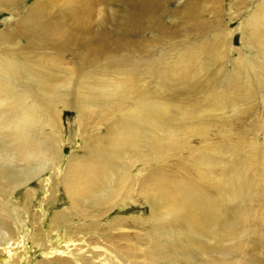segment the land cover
Returning a JSON list of instances; mask_svg holds the SVG:
<instances>
[{
	"label": "bare ground",
	"instance_id": "1",
	"mask_svg": "<svg viewBox=\"0 0 264 264\" xmlns=\"http://www.w3.org/2000/svg\"><path fill=\"white\" fill-rule=\"evenodd\" d=\"M262 9L264 3L258 15L247 19L246 29L252 39L264 36ZM36 36L34 33L32 37ZM96 42L95 54L102 59L67 73L46 63L47 57L38 62L13 54L0 61V198L6 206L0 210V252H9L12 247L24 250L23 257L18 254L20 259L15 263L0 256V264H26L23 260L29 241L42 255H50L47 261L134 264L121 257L109 261L107 254L98 252L106 242L118 243L117 239L127 238L119 234L101 239L109 228L102 229L101 224L118 206L125 207L123 201L132 196L137 182L131 170L136 164L144 172L140 184L150 212L155 211L148 221L152 244L144 253L146 264H245L242 261L251 243L264 242V224L259 222L260 210L256 209L264 206V175L257 176L255 165L250 164L256 159L255 144L243 152L245 143L227 147L228 144L216 146L215 142L212 147L207 142L199 149L190 147L188 163L179 162L184 168L190 165L185 175L178 177L164 169L168 159L182 147L173 140L172 129L199 106L192 100L197 85L190 92L187 88L192 79L208 71L211 58L203 62L195 58V69L191 71L187 61L190 50L176 53L173 64L165 61L162 68H155L172 55L148 60L128 55L116 60L107 58L104 44ZM257 89L260 94L264 92L263 82ZM186 100L193 105L185 111ZM58 107L73 111L80 119L98 110L116 120L106 132L94 137L101 143H88L66 160L62 191L77 218L71 219L66 213L54 216L53 228L43 239L41 220L37 218L40 223L29 228L17 205L10 209L14 206L10 198L17 188L45 172L59 173L65 148L44 139L43 131L47 127L57 132L53 113ZM200 123L196 131L201 132L191 134L205 139L207 132L202 131ZM262 169L264 174V166ZM161 192L173 195L162 212L154 204L155 196ZM74 220L83 224L76 226L72 224ZM57 228L62 232L65 229L68 235L60 240L53 238ZM35 232L37 241L29 238ZM73 232L89 237L87 241L80 237L74 240Z\"/></svg>",
	"mask_w": 264,
	"mask_h": 264
},
{
	"label": "rangeland",
	"instance_id": "2",
	"mask_svg": "<svg viewBox=\"0 0 264 264\" xmlns=\"http://www.w3.org/2000/svg\"><path fill=\"white\" fill-rule=\"evenodd\" d=\"M263 3L264 0H0V61L13 54L38 62L47 57L46 63L57 66L59 72H72L76 67L87 68L102 59L95 54L96 41L104 44L107 58L116 60H123L128 55L141 60L172 55L155 68H162L165 61L173 64L176 53L190 50L192 53L187 56V61L191 71L195 69V58L200 57L203 62L210 57L212 65L208 71L192 79L187 88L190 92L197 85L192 100L199 106L190 110L189 118L172 129L173 140L182 147L168 159L164 169L178 177L185 175L190 165L184 168L179 162L188 163L190 159L186 157L190 147L199 149L207 142L212 147L215 142L216 146L228 144L227 147L245 143L243 152L255 144L256 159L250 164L255 165L257 176L264 175V92L260 94L257 89L261 82L264 86V36L252 39L246 29L247 19L253 14L258 15ZM261 13L264 14V9ZM34 33L36 38L32 37ZM87 58L94 61L88 62ZM183 102L187 103L185 111L193 105L188 100ZM202 115H208V118ZM53 117L57 132H51L47 127L43 131L44 139H51L65 148L59 173L45 172L25 187L17 188L10 198V203H14L10 209L14 210L16 204L22 212L21 219H27L29 228L41 220L43 239L53 228L51 219L54 216L66 213L71 219L77 218L65 202L62 191L61 178L66 170V160L88 143H101L94 141V137L106 132L116 120L98 110L80 119L73 111L61 107L55 110ZM198 121H201L202 131L207 132L205 139L191 134L201 132L196 131ZM131 175L137 182L132 188V196L123 201L125 207L118 206L103 219L102 229L109 226L110 230L108 228L100 236L108 239L122 234L127 238L117 239L118 243L106 242L98 254H107L109 261L121 257L134 264H146L144 253L152 244L148 221L155 211L151 209L150 212L140 184L144 172L138 164L133 165ZM163 192L154 198L159 211L173 197L172 194L163 195ZM5 207L0 198V210ZM256 209L260 210L257 211L259 222L264 224V206ZM24 211L26 215H23ZM72 224L80 226L83 222L74 220ZM64 230L57 228L53 238L66 237L68 234H64ZM78 233L73 232L72 239L80 237L87 241L89 234ZM36 234L29 238L37 241ZM51 243H56L55 239ZM27 245L24 263L64 264L61 260L47 261L46 257L50 255H42L30 241ZM251 245L242 262L264 264V242ZM92 247L90 245L89 249ZM21 252L24 250L12 247L9 252H0V256L9 257L10 262L15 263L20 259L18 254L23 257ZM132 254L136 256H126Z\"/></svg>",
	"mask_w": 264,
	"mask_h": 264
}]
</instances>
